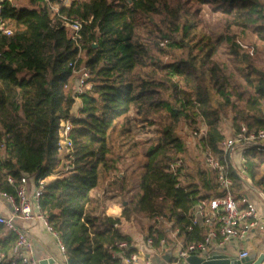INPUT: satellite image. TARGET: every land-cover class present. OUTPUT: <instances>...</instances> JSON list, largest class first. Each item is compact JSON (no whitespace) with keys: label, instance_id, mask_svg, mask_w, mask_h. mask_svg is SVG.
<instances>
[{"label":"trees","instance_id":"trees-1","mask_svg":"<svg viewBox=\"0 0 264 264\" xmlns=\"http://www.w3.org/2000/svg\"><path fill=\"white\" fill-rule=\"evenodd\" d=\"M50 1L58 12L45 0H6L2 5L0 20L12 33L0 32V176H44L58 168L59 121L71 118L73 168L51 180L41 196V207L66 248L67 264H118L121 258L112 257L108 247L115 241L131 243L119 227L122 219L152 220L156 214H169L171 227L180 228L186 242L198 241L204 230L188 231L186 213L198 199L216 194L215 175L205 164L193 170L186 164L175 173L168 170L170 163L186 152L178 125L201 116L207 126L202 150L208 147L215 155L221 154L219 146L227 137L219 123L229 111L233 129L241 124L248 132L264 128V74L251 79L252 55L240 45L242 40L232 37L231 56L245 71L241 74L251 89L245 95L234 87L213 57L222 37L214 41L211 35L200 33L198 14L208 4L223 14L227 27L253 30L264 41L262 2ZM62 16L79 19L82 24L78 65L88 69L91 87L80 95L72 93L68 84L73 76L69 63L78 48ZM146 22L156 27L155 35L140 30ZM176 32L180 35L174 41L182 48L181 55L162 63L166 40ZM76 97L81 106L78 116L72 117ZM133 108L143 120L155 123L158 131L156 142L145 151L138 191L116 217L88 214L90 192L98 185L100 172L109 169L110 131ZM258 152L248 148L246 161L237 169L264 193V175L258 174L260 161L255 158ZM230 176L234 195L247 193L248 186L237 172ZM110 187L125 193L131 181L116 177ZM169 230L163 224L154 229L151 223L147 234L156 243L164 237L169 244ZM14 243L13 235L0 224V249L6 251Z\"/></svg>","mask_w":264,"mask_h":264},{"label":"built area","instance_id":"built-area-1","mask_svg":"<svg viewBox=\"0 0 264 264\" xmlns=\"http://www.w3.org/2000/svg\"><path fill=\"white\" fill-rule=\"evenodd\" d=\"M4 1L6 0H0V13ZM45 1L48 2L49 8L53 12H58L56 4L50 0ZM63 2L67 3L68 0H63ZM62 19L71 40L78 48L76 58L69 65L75 80L74 87L71 89L75 95H80L91 87L88 81V69L78 65L81 54L80 31L82 24L79 19H68L64 16ZM0 32L10 35L12 30L0 20ZM240 45L249 55H253L251 45L245 43ZM78 114L79 110L72 113V117H77ZM72 128L71 118L59 121L56 142V149L60 155L58 168L44 176L28 173H23L18 178L7 173L0 176V203L6 208V212H0V224L15 239V243L9 249L6 251L0 249V264H40L34 240L27 228L22 225L25 222L40 223L54 242L57 251L55 260L59 264H67L66 248L54 224L49 220L48 214L41 207V196L51 180L65 176L73 168ZM206 133L207 126L204 123L192 132L199 139L204 138ZM251 147L264 151V128L248 132L246 126L241 124L238 129H233L231 135L221 141L219 146L221 154H213L208 147L202 150L205 166L211 169L215 175L216 194L198 199L193 208L186 213L188 231H194L197 227L204 230L198 241L186 242L179 234L180 228L171 227L169 214H156L152 219L153 228L162 224L170 227L168 233L171 242L169 244L164 237L159 238L156 243L153 237L148 234L136 242L132 240L131 243L125 240L115 241L108 247L112 257L119 256L121 258L118 264H186L188 255L203 256L204 252H226L237 258L247 256L250 252L243 247V243L249 240L248 236L252 231L264 230V215L258 212L255 203L247 193H243L239 197L234 195L230 172H237L248 188L255 190L264 202V193L253 187L251 181L244 178L234 163V155H237L243 164L246 161L245 152ZM185 166V160L182 157H177L170 163L168 170L175 173ZM130 249H134V251L126 254L125 251ZM167 252L170 253V259L166 261L163 255Z\"/></svg>","mask_w":264,"mask_h":264},{"label":"rangeland","instance_id":"rangeland-1","mask_svg":"<svg viewBox=\"0 0 264 264\" xmlns=\"http://www.w3.org/2000/svg\"><path fill=\"white\" fill-rule=\"evenodd\" d=\"M260 1L262 2L261 7L264 13V0ZM224 19L221 12L214 11L208 4L203 5L198 14V31L206 35H211L214 41H216L218 36L222 37L213 57L216 62L222 66L231 84L245 91V95H248L247 91L251 88L248 90L247 81L241 74V70L243 69L240 64H236L237 60L235 61L231 56V38L240 39L243 43L253 47V55L249 58V63L252 64L253 69L250 77L253 80L261 77L260 73L264 74V41L261 40L253 30H244L239 27H227ZM140 30L145 33V35H147L146 31L149 30L151 31L150 34L153 35L157 32L156 27L149 22L143 24ZM179 35V32L173 33L171 34V39L166 40L164 47H166L167 53L160 57L162 63H167L174 57H179L181 55L182 48L178 47L174 41V39H179ZM241 54L245 55L242 51ZM243 72L245 73L244 70ZM142 73L143 71H141V74ZM133 77L136 78L137 74H134ZM74 81V76H71L68 84L72 88L74 87ZM71 92L73 93V91ZM80 105L81 101L76 100L72 113H75ZM232 115L233 113L229 111L222 116L221 122L219 123L221 130L227 136L231 135L233 132L231 122ZM203 123L206 124V121L201 116L196 115L193 119L182 120L177 127V132L183 137L186 146V152L182 153L180 156L192 170L198 166V164L204 166L201 139L192 134L194 129ZM157 137V125L150 120H143L141 115L139 116L135 113L134 108L126 116L116 121L115 126L109 134V169L100 172L98 185L91 190L90 198L86 206V212L88 214H105L112 217L120 215L123 205L138 191V180L142 171V165L145 161V151L150 145L156 142ZM255 158L260 161L257 168L258 174L264 175V152L259 151L256 153ZM234 163L237 168L241 165L237 155H234ZM122 176L129 178L131 181L130 190L125 193L117 192L110 187V181L112 179ZM252 186L254 185L252 184ZM247 191L255 194L258 201L261 202V198L255 190L249 187ZM151 223L152 220H148L144 217L128 220L122 219L119 227L121 229L123 228L124 233L128 236L130 235L131 240H133L132 238H141L146 235L147 228ZM256 234L252 236L250 245L264 250V235L262 233L260 236L256 237Z\"/></svg>","mask_w":264,"mask_h":264},{"label":"crops","instance_id":"crops-1","mask_svg":"<svg viewBox=\"0 0 264 264\" xmlns=\"http://www.w3.org/2000/svg\"><path fill=\"white\" fill-rule=\"evenodd\" d=\"M76 100H80V98L78 97V98H76ZM76 100H75V102H76ZM79 108L77 110H79ZM72 110H73V108H72ZM90 194H91V192H90ZM247 194H248L249 198L255 203L258 212L261 213L262 215H264V202H263V200H261V202H259L256 195L250 193L249 191H247ZM0 205H1L0 212H6V208L1 203H0ZM22 225L25 228H27L30 235L32 236V238L34 240L35 247H36L37 257L39 259L44 258V257H49V256L55 257L57 251H56L54 242L49 237V235L45 232L43 226L40 223H38V222L26 223L25 222V223H22ZM121 231L124 233L123 228L121 229ZM256 233H258V234H256ZM262 233L264 235V230L252 231L248 236L249 240H247L246 243H243V247L246 248L249 252H256V253L264 252L263 249H259L258 247L250 245L251 244L250 241L252 239V236L256 234V237H258ZM130 238H131V236H130ZM141 238H139V237L136 239L132 238L133 239L132 241L136 242V241H139Z\"/></svg>","mask_w":264,"mask_h":264},{"label":"water","instance_id":"water-1","mask_svg":"<svg viewBox=\"0 0 264 264\" xmlns=\"http://www.w3.org/2000/svg\"><path fill=\"white\" fill-rule=\"evenodd\" d=\"M163 256L166 261L170 259L169 252L165 253ZM186 261V264H264V252H250L247 256L242 258H237L226 252H204L203 256L194 254L188 255ZM39 263L59 264L52 256L39 259Z\"/></svg>","mask_w":264,"mask_h":264}]
</instances>
